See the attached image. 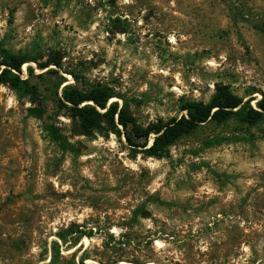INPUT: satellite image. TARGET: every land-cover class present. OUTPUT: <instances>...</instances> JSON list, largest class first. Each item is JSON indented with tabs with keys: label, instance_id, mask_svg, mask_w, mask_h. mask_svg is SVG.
Instances as JSON below:
<instances>
[{
	"label": "rangeland",
	"instance_id": "374dc122",
	"mask_svg": "<svg viewBox=\"0 0 264 264\" xmlns=\"http://www.w3.org/2000/svg\"><path fill=\"white\" fill-rule=\"evenodd\" d=\"M0 44L61 65L24 64L36 98L0 85V264H48L53 242L58 264H264L263 124L209 122L155 158L55 103L61 76L106 86L143 127L222 87L255 106L264 0H0ZM74 225L92 237L63 244Z\"/></svg>",
	"mask_w": 264,
	"mask_h": 264
},
{
	"label": "trees",
	"instance_id": "16d2710c",
	"mask_svg": "<svg viewBox=\"0 0 264 264\" xmlns=\"http://www.w3.org/2000/svg\"><path fill=\"white\" fill-rule=\"evenodd\" d=\"M27 62L37 63L40 70H44L51 65L61 67L57 62L39 64L37 59L11 53L0 44V85H8L19 93L36 98L38 95L37 88L31 85L29 79H23L22 77V67ZM28 72L29 76H34L33 67L30 66ZM46 73L59 75V72L54 69ZM59 77L60 80L55 91V103L58 108L67 109L70 116L79 121L85 132L99 128L106 121L111 123L118 133H121L118 126H122L128 145L143 149L149 157H165L168 150L179 140L209 122L223 124L233 120L248 127L264 125V95L253 106L252 100L245 102L227 88L222 87L208 103L186 101L181 108L185 115L181 118H173L168 122L160 121L143 127L130 115L127 102L122 107L118 102H110L116 94L106 86L97 85L83 91L73 85H63L66 80L61 76ZM60 88L61 93L59 96ZM35 98L32 99V105L36 103ZM44 111V109L37 111V108L34 107L28 110L29 114L39 117L44 115ZM49 131H51L54 139L63 141V138L58 136V133L52 127H49ZM153 135L155 136L154 140L149 145L150 138ZM92 233V231L87 233L80 226L74 225L63 231L58 237L63 244H67L68 241L73 239L74 244L77 245L84 236L91 238ZM52 252L48 264H58V260L61 258L58 242H53ZM87 259L88 254L85 251L78 264H85Z\"/></svg>",
	"mask_w": 264,
	"mask_h": 264
},
{
	"label": "snow or ice",
	"instance_id": "6c2138e0",
	"mask_svg": "<svg viewBox=\"0 0 264 264\" xmlns=\"http://www.w3.org/2000/svg\"><path fill=\"white\" fill-rule=\"evenodd\" d=\"M128 2V0H125V3H127Z\"/></svg>",
	"mask_w": 264,
	"mask_h": 264
}]
</instances>
